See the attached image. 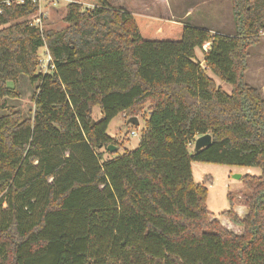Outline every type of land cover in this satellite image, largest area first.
Instances as JSON below:
<instances>
[{
    "label": "trees",
    "instance_id": "16d2710c",
    "mask_svg": "<svg viewBox=\"0 0 264 264\" xmlns=\"http://www.w3.org/2000/svg\"><path fill=\"white\" fill-rule=\"evenodd\" d=\"M6 1L0 264H264V97L245 81L248 49L264 32V0H230L233 34L109 0L70 1L66 26L44 29L27 20L38 2ZM42 47L52 59L46 70ZM20 75L34 85L31 116L6 106ZM145 104L139 145L115 156L109 122L119 113L135 117ZM206 133L211 143L190 150ZM192 162L260 169L241 177L246 211L238 213L228 194L231 207L219 214L239 234L208 210Z\"/></svg>",
    "mask_w": 264,
    "mask_h": 264
},
{
    "label": "rangeland",
    "instance_id": "374dc122",
    "mask_svg": "<svg viewBox=\"0 0 264 264\" xmlns=\"http://www.w3.org/2000/svg\"><path fill=\"white\" fill-rule=\"evenodd\" d=\"M70 1L81 2V0H40L38 11L30 15L27 20L33 21L39 19L40 27L44 29L60 30L66 26L64 16L66 12V5ZM113 6L122 5L126 10L137 12L140 14L159 17L165 6L166 11L169 9L176 13L180 8L185 10L200 7L208 11V15L204 18V23H197L214 33L223 32L227 34L234 33V21L231 10L230 0H163L152 2V0H109ZM83 7H91L83 3ZM212 9V13L208 10ZM187 23L195 24L194 18L186 20ZM194 22V23H193ZM260 40L258 44L249 47L247 57V71L245 74V81L256 87L260 94L264 97V32L259 33ZM209 48L208 46L204 49ZM203 50V49H202ZM44 47L39 49L40 59L45 58ZM197 57L201 58V50H196ZM45 63V60H42ZM41 62V60H40ZM42 65L40 68H42ZM44 69V68H42ZM217 86H220L225 92H231V85L226 81L220 79L216 75L208 72ZM13 87L17 96L6 98V106H13L21 109L24 116H31L33 110V100L31 98L34 85L30 83L27 76L20 75L17 82L10 84ZM148 105L143 106L142 112L135 116L138 124L127 123L129 116L127 114L119 113L108 124L107 134L116 139L115 150L118 147V152L115 156H120L127 151L134 150L140 143L142 131L145 128V119L148 117ZM6 112L5 108L0 107V116ZM93 118L98 120L101 118L99 108L96 106L93 109ZM133 131L136 133L132 134ZM131 132V134H130ZM193 144L190 145V150L193 149ZM107 158H111V154H105ZM192 171L196 181L204 182L208 193L206 205L208 210L217 217L222 226L226 229L239 234L241 227L232 221L223 218L219 214L231 207L230 198L238 213L246 211V207L241 202V195L248 192V188L243 184L241 177L245 174L258 175L260 169L251 166L216 164L207 162H192ZM240 175V177H235ZM5 206V204L3 205Z\"/></svg>",
    "mask_w": 264,
    "mask_h": 264
},
{
    "label": "crops",
    "instance_id": "0c3cea01",
    "mask_svg": "<svg viewBox=\"0 0 264 264\" xmlns=\"http://www.w3.org/2000/svg\"><path fill=\"white\" fill-rule=\"evenodd\" d=\"M161 1H163V0H161ZM152 2L155 3L156 0H152ZM119 6L123 7L122 5H119ZM210 7H212V6H209L208 10L210 11V13H212V9L210 10ZM166 9H167V7L165 6V10L163 9V12H161L159 17H164V18H168V19H172V20H178V21H182V22H187L186 20H188L190 18H194L196 21L195 25H198L197 23H204V18H206V16H212V14L208 15L209 14L208 11L200 8L199 6L196 7V9H194V10H192L191 8H186L185 10H182L180 8L176 13H173L172 11H170V9L167 12Z\"/></svg>",
    "mask_w": 264,
    "mask_h": 264
},
{
    "label": "water",
    "instance_id": "95a60500",
    "mask_svg": "<svg viewBox=\"0 0 264 264\" xmlns=\"http://www.w3.org/2000/svg\"><path fill=\"white\" fill-rule=\"evenodd\" d=\"M127 123H131V124H138V120L136 117H130L129 119H127ZM211 143V135L206 133L203 135L198 136L195 141H194V149L198 150L204 146H207ZM115 146L113 144H110L108 146V150L109 151H114ZM235 177H240V175L235 176Z\"/></svg>",
    "mask_w": 264,
    "mask_h": 264
},
{
    "label": "built area",
    "instance_id": "2783aa9c",
    "mask_svg": "<svg viewBox=\"0 0 264 264\" xmlns=\"http://www.w3.org/2000/svg\"><path fill=\"white\" fill-rule=\"evenodd\" d=\"M23 0H7L6 1V4H10V3H21ZM33 2H38V3H40V0H32ZM39 19L37 18L36 20H34L33 19V21H31L30 23L31 24H37V25H39L40 26V24H39ZM209 47V43L207 42V43H205L203 46H202V49H203V51H207V49H204V47ZM45 58L44 59H41V64H43L42 65V68H44V70H46L47 69V66H48V64H50V63H52V59H51V56L49 55V53L47 52V51H45ZM42 60H45V63L42 61ZM132 132V134L133 135H135L136 133H134L133 131H131ZM131 132H130V134H131Z\"/></svg>",
    "mask_w": 264,
    "mask_h": 264
}]
</instances>
